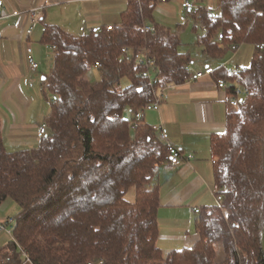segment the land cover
<instances>
[{"label":"trees","instance_id":"1","mask_svg":"<svg viewBox=\"0 0 264 264\" xmlns=\"http://www.w3.org/2000/svg\"><path fill=\"white\" fill-rule=\"evenodd\" d=\"M157 5L130 0L112 32L76 37L45 28L43 43L57 48L45 82L58 96L49 135L35 148L10 152L0 114V208L8 200L20 207L0 264H264V50L257 48L264 44V0H221L217 14L206 7L191 13L204 31L198 46L206 58L221 59L234 46L255 51L250 68L242 69L250 95L212 140L222 207L201 210L199 241L169 254L158 246L161 185L151 172L167 163L169 152L145 119L132 130L135 114L154 94L140 75L143 67L122 53L147 49L161 88L189 82L196 70L180 37L158 25L155 32L143 30ZM97 63L100 79L90 80ZM226 76L225 66L214 75L216 81Z\"/></svg>","mask_w":264,"mask_h":264},{"label":"crops","instance_id":"2","mask_svg":"<svg viewBox=\"0 0 264 264\" xmlns=\"http://www.w3.org/2000/svg\"><path fill=\"white\" fill-rule=\"evenodd\" d=\"M3 1L4 8L0 13V114L6 148L14 152L39 145L40 127L47 123L53 106L45 82L54 70L48 75L42 74L41 80L38 74L41 63L36 72L31 70L28 49L32 48L37 61L41 58L36 47L40 41L41 51L45 50L47 56L52 55L55 63L54 52L43 43L47 26H58L76 37L90 33L97 26H121L130 0ZM184 1L194 2L195 8L184 9ZM205 2L207 11L217 14L213 10L219 8L221 0H168L158 3L156 10L174 17L180 15L183 19V15L191 17L192 12L204 7ZM146 25L154 28L158 25L175 33L155 18L153 23L147 21ZM31 30L32 34H29ZM175 34L180 37V32ZM226 54L216 60L215 67L202 61L192 67L196 71L223 66L228 70L245 69L238 65L230 67L232 59L226 58ZM88 78L95 80V73L92 71ZM230 96L229 90L218 88L214 76H208L175 85L169 90V98L160 112L146 113V124L152 128L165 125L171 142L184 154L195 156L192 162L178 167L163 163L156 173L161 185L158 246L165 254L195 246L199 241L196 231L199 215L194 209L216 205L212 140L225 133L228 116L235 111L230 106ZM6 219L0 218V223ZM217 259L219 262L225 259L223 246L218 247Z\"/></svg>","mask_w":264,"mask_h":264},{"label":"built area","instance_id":"3","mask_svg":"<svg viewBox=\"0 0 264 264\" xmlns=\"http://www.w3.org/2000/svg\"><path fill=\"white\" fill-rule=\"evenodd\" d=\"M156 1L157 3H163L168 0H156ZM182 7L186 10H193L195 8V3L191 1H184ZM3 8H4V1L0 0V13L3 11ZM119 28L120 26H106V27L97 26L93 28L90 32L94 34H100L104 30L112 32L118 30ZM143 30L146 33L156 31V29L150 25H145L143 27ZM32 32L33 30L29 31V34H32ZM219 39L222 40L223 36L219 35ZM46 48L48 50H52L54 52V55L56 56V51H57L56 46L47 44ZM257 48L260 50H264V44L258 45ZM232 50L237 51L238 48L234 46ZM122 53L128 62H132L136 60L138 64L143 67V70L140 75L143 79L148 81L151 91L154 94L153 103L149 104L144 109L140 110L138 113L135 114L134 116L135 120L132 123V130L133 132H135L140 125V121L145 119L147 112L150 111L160 112L163 103L166 102L167 99L169 98V90L172 89L174 86L161 88L160 77L158 75L159 69H158L157 61L147 49L135 50L132 48L125 47L122 50ZM28 54H29L28 59L31 70L36 72L39 69V64L33 56V50L31 47L28 49ZM94 68L100 69L102 68V65L97 63L94 66ZM216 70L217 69L213 67H208L203 71H195L194 74L191 76L189 82H195L208 76L213 77L215 75ZM226 75H227L226 79L220 78L219 80L216 81L217 86L220 89H226V90L233 88L234 92L230 96V106L234 110H238L240 108L241 102L250 95V89L244 83V75L242 69L239 68L234 70L226 69ZM45 88L50 92L51 101L52 102L58 101V96L56 94L51 93V87L49 83L46 84ZM154 130L157 132L159 138L161 139V141L164 142V144L167 147V150L169 152V158L167 163L170 166L178 167L183 163H190L195 159V156L193 154H189V155L184 154L182 150H180L176 145H174L171 142L169 137V132L165 127V125L156 126L154 127ZM49 133H50V128L47 123H45L40 127V133H39L40 138L47 137ZM158 167L159 166H156L154 170H157ZM224 192H225L224 189H219L216 190L215 192L216 204L220 207H222ZM200 211H201L200 209H194V212L196 214H200ZM14 227H15V219L4 220L0 223V234L8 233L9 235H13Z\"/></svg>","mask_w":264,"mask_h":264},{"label":"rangeland","instance_id":"4","mask_svg":"<svg viewBox=\"0 0 264 264\" xmlns=\"http://www.w3.org/2000/svg\"><path fill=\"white\" fill-rule=\"evenodd\" d=\"M205 3L206 4L204 5V7H208L207 2H205ZM218 12H219V8H216V10H213V13H218ZM154 18L157 20L158 23L168 27L173 32H175V33L180 32V37H181L182 42L184 44L182 46L181 50L185 51V52L186 51L190 52V54L193 57L195 66H198V64L201 63L200 61L205 62L209 65H213L214 67L217 66L218 61L206 58L202 52L201 47L198 46V40L204 34V31L200 27L196 26V24L191 19V17L186 16V14H185V15H183V19H182V17H180V15H177V17H174V16H170V15H168L162 11L156 10L155 14H154ZM37 44L38 45L36 47L39 48V50L41 52V58L37 60L39 64L41 63V70L39 71L40 73H38V74L42 80V78H43L42 74L48 75L52 70H54L55 63H54V59H53L52 55L47 56L45 54V50L41 51L43 47H42V44L40 43V41L37 42ZM243 46H245V47L242 48ZM243 46L238 47L237 51H233L231 49L230 51L227 52L226 58L230 57V59H232L230 64H229L230 67L238 65V66L246 68V69L250 68L255 50L251 45H243ZM45 70L48 72H45ZM92 71L95 73V78H94L95 80L94 81H98L100 79L99 70L93 68L90 71V73ZM88 77H89V75L87 76V78ZM128 85H129V81L127 79H124L122 81V87H127ZM128 117H130V113L128 114L127 118ZM160 165H161L160 163L155 164L153 166V168L151 169V172L154 176H156V173L158 172V169L154 170L155 167L160 166ZM133 196H134V193H131L129 195L130 200L134 199ZM19 212H20L19 205L13 200H8L0 208V218H8L6 220L15 219V218H17ZM13 236L14 235H9L8 233H3L0 235V252L3 251V249H5L7 247V245L11 242V240H13ZM1 257H2V255H1Z\"/></svg>","mask_w":264,"mask_h":264}]
</instances>
